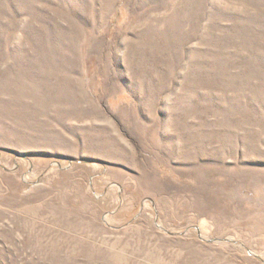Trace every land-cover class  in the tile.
I'll use <instances>...</instances> for the list:
<instances>
[{"label": "rangeland", "instance_id": "rangeland-1", "mask_svg": "<svg viewBox=\"0 0 264 264\" xmlns=\"http://www.w3.org/2000/svg\"><path fill=\"white\" fill-rule=\"evenodd\" d=\"M0 264H264V0H0Z\"/></svg>", "mask_w": 264, "mask_h": 264}]
</instances>
